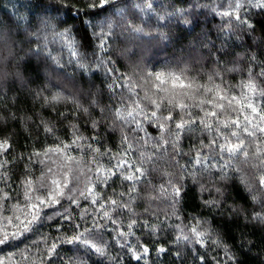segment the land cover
Returning a JSON list of instances; mask_svg holds the SVG:
<instances>
[{
    "label": "trees",
    "instance_id": "obj_1",
    "mask_svg": "<svg viewBox=\"0 0 264 264\" xmlns=\"http://www.w3.org/2000/svg\"><path fill=\"white\" fill-rule=\"evenodd\" d=\"M90 2L0 0V143L8 145L0 151V172L7 174L0 181V232L17 231L30 219L31 205L54 195L55 180L64 192L58 199L75 217L73 223L82 225L76 232L103 226L85 235L95 243H101L97 234L102 236L106 255L68 244L58 246L56 255L46 254L52 242L72 231V223L42 220L0 245V264H78L80 259L87 264H264V223L256 218L264 214V134L243 130L244 116H251L248 98L264 107L259 95L264 91L259 71L264 66L259 63L264 61V8L256 7L264 0H109L106 10L89 21L98 32H111L107 52L98 50L93 37L91 49H78L84 56L78 59L59 33L75 37L70 30L80 27L78 14L101 11L87 7ZM100 57L105 58L103 68L95 63ZM80 62L91 70H82ZM162 72L164 80L158 81ZM157 103L162 123L171 114L176 122L206 121L221 131L218 136L204 131L183 135L182 157L174 145L164 149L169 135L159 145L138 142L117 112L126 115L139 108L146 113ZM182 104L187 108L181 109ZM212 111L216 117L205 115ZM139 119L144 122L143 113ZM234 119L239 128L231 124ZM231 131L239 133V141ZM175 134L172 128V139ZM125 135L128 140L122 142ZM214 138L243 147L231 157L211 153L229 165L226 179L216 175V160L204 164L209 149L199 147V141ZM121 160L143 169L140 180L100 183ZM121 171L135 175L134 168ZM69 196L81 207L70 205ZM111 199L128 207L112 206ZM211 200L219 204L211 206ZM59 207H44L41 216ZM104 210L116 224L102 216ZM193 228L206 233L203 244L198 245ZM120 231L128 234L120 237ZM122 244L131 245L142 259L136 261Z\"/></svg>",
    "mask_w": 264,
    "mask_h": 264
},
{
    "label": "snow or ice",
    "instance_id": "obj_2",
    "mask_svg": "<svg viewBox=\"0 0 264 264\" xmlns=\"http://www.w3.org/2000/svg\"><path fill=\"white\" fill-rule=\"evenodd\" d=\"M41 2H42V0H41ZM107 3H109V0H94V2H90L87 5V7H92V8L99 7L101 10L100 12L84 11L82 14H78L79 21H80V27L76 28L74 30H70V31L75 32V34H76L75 37H73L72 35H70L68 33H59V37L61 38V40L67 41V46L72 50V55L77 57L78 59H84L83 54L78 49L83 48L86 51L91 49L93 37H95L99 41L98 50L101 52H105V53L107 52L108 37L111 34V32L110 31L107 33L104 31L98 32L96 30V27L94 26V24L89 22L90 20H93L95 17L99 16L101 14V12L106 10L104 8V5ZM256 7L264 8V3H259L256 5ZM57 11H59V9H57ZM226 15H227V13H226ZM31 22L32 21L29 20V24H31ZM62 23H67V22L63 21ZM245 24H247V26L249 28L252 27V25L250 23H248V21H245ZM89 28H92L91 33H89ZM108 28L109 29L112 28L111 23L108 24ZM260 43L264 44V35L261 36ZM253 60H257V58L256 57L250 58L249 62L251 63V61H253ZM95 63H96L98 68H103L104 64H105V58L100 57V58H98V60L95 61ZM259 63L261 65H264V61H259ZM79 67L82 70H86V71L91 70V67L84 62H80ZM262 69H264V66H262L259 70L260 76L264 77V70H262ZM164 76H165V73H163V72L157 74V80L158 81L164 80ZM210 91H212V90H210ZM259 95L261 97H264V91L259 92ZM59 98L60 97L58 95L53 97L54 100L59 99ZM220 99H225V97L221 96ZM232 99L235 100L236 98L233 97ZM208 103H211V101H208ZM154 106H155L156 110H152V111L146 112V113L143 112V110L139 109V108H137L136 111L128 112L126 115L119 112V111L117 112V116L120 117V119L124 122L125 125L129 126L128 132L133 133L134 138H136L138 142L142 141V142L148 143V142L154 141L156 144L159 145L161 143V139H162L163 135H169V141H165L163 144L164 149L167 150L168 148H170L174 145L177 149V156L182 157L184 155L183 149L181 146L183 135L191 133L192 136L194 137L195 133L197 131H204L207 133L215 132L218 136L220 131H221L219 128L214 129L213 125L206 122V121H199L198 122L195 119H191V120H189L190 122H188V123L176 122V120L174 119V117L171 114L164 117V119L167 121V124L162 123L161 117L157 115V110H159L161 108V106L159 105V103H157ZM215 106L216 107H223V105H215ZM180 108L186 109L187 107L182 104V105H180ZM246 108L251 111V116H249V115L244 116V121L246 122V125L243 127V130L246 132L247 135H254L257 130L259 133L264 134V127H262L260 124L256 123L257 120H259L261 123H264V107H259L256 103H253L252 98L249 97L248 103L246 104ZM84 111H87V110L84 109ZM141 113H143V121L147 122V128L145 127L144 122H142L141 119H139ZM205 115L211 116V117H216L217 113L215 111H212V112H207ZM197 124H202L203 127L198 128V127H196ZM231 124L233 126H235L236 128L240 127V121L238 119L232 120ZM249 125H254V127L252 128V131L248 130ZM96 126L97 125L94 123L93 127H96ZM224 127L227 128L228 124L225 123ZM172 128L175 129V133H176L174 139H172L170 136V130ZM149 129H151L152 131H149ZM47 131L52 132L53 130L51 128H48ZM141 133H143V135H140ZM157 133H158V135H157ZM230 135L232 137H235L238 141L240 140V135L237 131H231ZM79 138L80 137H77V139H79ZM127 140H128V137H127V135H125L122 138V142H127ZM74 143H75V141H74ZM128 146L130 147V145H128ZM7 147H8V145H7L6 141L3 143H0V151L7 150ZM199 147L201 149H203V148L209 149V151L207 153L203 154V157H206V159L204 160V164L207 163V165H211V161L216 160L217 163L219 164V169H218L216 175L219 176L221 179L227 178L226 170L229 168V165L227 163H225L222 159H220L218 157H214L211 153L215 152V151H220L222 155L224 153H227V155L229 157H231V156L237 154L238 151L243 150V147L240 143H235V144L230 143V142L218 143V140L216 138L212 139L207 144H205V142L203 140L199 141ZM95 151L100 152V149H95ZM102 154L103 155H110L109 152H105ZM35 155L37 157H39L41 154L35 153ZM45 155H46V153H45ZM33 163L43 164L44 161L43 160H35V161H33ZM195 163L200 165L201 164L200 159L195 158ZM0 167H3V165H0ZM127 168H134L135 175L123 174L121 169H127ZM49 171H51V170L49 169ZM142 171H143L142 168L135 167L134 165L128 163L127 161L121 160L115 166V170H113L112 168L107 169V172L110 173V175H105V176L100 177L99 182L107 185L108 181L110 179H113V178L122 179L125 181H138V180H140V178L142 176L141 175ZM6 179H7L6 172H0V181H5ZM53 184L56 185V188L54 189V195L49 194V196L46 199L45 198H39L37 204H32L31 208L33 209V211L30 214L31 218L26 219L25 221L21 222L20 225H17V229H18L17 231H14V232L2 231V232H0V245H8L12 241L17 240L20 235H23L24 233H28V232L32 231L33 226L36 224L37 221L52 220L56 224H59V221L63 220L65 222L72 223V231H70L68 233V235H62V236L58 237L57 238L58 243L52 242L50 244V248L48 250V253H46V254L56 255L58 246H61L63 244H68V245H82L84 247H87L90 251L94 250L95 254H98L100 256H105L106 255V252H105L106 246L103 244L102 236H99L97 234V236L95 238L99 239L101 241V243H95L91 239H89L88 236L85 235V233L91 234V233L97 232V229L102 230L103 226L96 224L92 228H84L83 231L76 232V230L82 228V225L78 224V223H73V221L75 220V217L72 216V214L69 212V209L65 208L64 205L61 203V200L58 199V197L64 196V192L62 191V189H61V187L57 181L54 180ZM28 185L31 186V181H28ZM65 187H66V185H65ZM132 189L133 190L135 189L134 184L132 186ZM88 191L91 192L92 189H89ZM217 192L219 194L222 192V190L217 189ZM180 193H181V189L178 187L176 189L175 195L177 197H179ZM80 195L84 196V198L87 199V195L85 193H80ZM119 195H120L121 200H122L124 193H120ZM25 198L26 199L28 198L27 192H25ZM67 199L69 200L70 205L75 204L77 207H81V205H79L78 201L74 197L69 196V197H67ZM91 203L97 204V203H99V200L98 199H92ZM208 203L211 206H217L219 204V201L218 200H211ZM110 204L112 206L124 208V209H126L128 207L127 203L118 204L117 199H111ZM56 205H59L60 207L57 208L51 215L46 214L43 217L41 216L42 208L50 207V206H56ZM100 207L104 208V205L101 204ZM61 209H63V210L61 211ZM102 216L104 218L108 219L113 224L117 223V221L110 215L108 210H104L102 212ZM57 218H59V219H57ZM256 218L260 223H264V214L258 215ZM80 219L84 220L85 217L81 216ZM136 223H137L136 220L128 223L127 228L131 229ZM58 231H59V229H58ZM192 231L195 234V236L197 237L198 245L203 244L204 243L203 238L206 237V233L204 231H197V229H195V228H193ZM73 232H76V234H72ZM127 234L128 233L125 231H120L118 233V235L120 237H124ZM185 239H186V237H185ZM211 243H214L216 246H219L217 241H215V242L211 241ZM121 247L127 248L128 251L132 252V257L136 261H140L142 259V256L137 254V252L132 249L131 245L122 244ZM148 251H149V249L147 247H143V253L144 254H147ZM160 251L163 252L164 249L161 248ZM226 257L228 258L227 255H226ZM118 259H119V257L116 258L117 261H118ZM230 261H234V256H233V259ZM50 264H51V262H50ZM74 264H76V262H74ZM78 264H87V262L83 259H80L78 261Z\"/></svg>",
    "mask_w": 264,
    "mask_h": 264
}]
</instances>
